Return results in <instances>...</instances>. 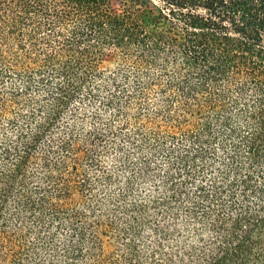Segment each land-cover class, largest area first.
<instances>
[{"label":"trees","instance_id":"1","mask_svg":"<svg viewBox=\"0 0 264 264\" xmlns=\"http://www.w3.org/2000/svg\"><path fill=\"white\" fill-rule=\"evenodd\" d=\"M0 264H264V0H0Z\"/></svg>","mask_w":264,"mask_h":264}]
</instances>
